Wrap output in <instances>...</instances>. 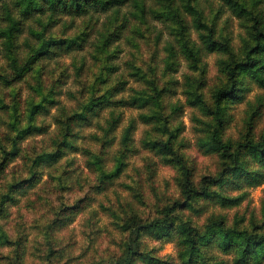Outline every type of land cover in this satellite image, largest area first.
<instances>
[{"label": "clouds", "instance_id": "clouds-1", "mask_svg": "<svg viewBox=\"0 0 264 264\" xmlns=\"http://www.w3.org/2000/svg\"><path fill=\"white\" fill-rule=\"evenodd\" d=\"M0 264H264V0H0Z\"/></svg>", "mask_w": 264, "mask_h": 264}]
</instances>
